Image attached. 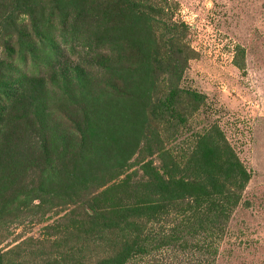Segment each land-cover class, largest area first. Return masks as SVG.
I'll use <instances>...</instances> for the list:
<instances>
[{"label":"rangeland","instance_id":"rangeland-1","mask_svg":"<svg viewBox=\"0 0 264 264\" xmlns=\"http://www.w3.org/2000/svg\"><path fill=\"white\" fill-rule=\"evenodd\" d=\"M45 1L46 10L56 5ZM69 1L51 21L41 20L53 26L48 36L55 44L46 39L39 57L19 65L36 77H15L22 82L10 90V103L0 96L1 264H92L122 250L131 237L89 223L81 204L86 189L76 175L91 176L97 203L110 209L158 198L152 169L165 178L200 173L234 188L229 163L247 179L227 218L202 222L204 202L194 212L188 197L161 218L134 220L151 248L126 264H264V0L169 1L174 18L186 24L180 87L205 95L197 109L181 96L186 120L177 125L150 117L148 94H165L166 81L158 76L152 86L137 68L141 53L133 42L118 51L121 45L88 48L83 36H62L61 27L81 23L67 11ZM96 6L111 21L130 10L104 0ZM7 11L0 7V17ZM17 19L28 21L22 14ZM151 25L163 50L160 23ZM205 134L219 151L216 162L201 167L197 139ZM179 230V239L155 246Z\"/></svg>","mask_w":264,"mask_h":264},{"label":"trees","instance_id":"trees-1","mask_svg":"<svg viewBox=\"0 0 264 264\" xmlns=\"http://www.w3.org/2000/svg\"><path fill=\"white\" fill-rule=\"evenodd\" d=\"M54 1H56V5H52L50 10H46L47 2L45 0H3V4L10 5L8 11L7 4L0 5L7 11L0 17V49L2 51V56H0V96L2 98L5 96L8 103L15 97L10 94V90L14 89L13 86L18 84V81L22 82V80H15V77L19 75L23 78L28 76L27 79L36 77L35 73L28 74V71L19 65H25L29 55L31 58L39 57L42 43L46 39L51 41L48 35L53 26L50 23L43 27L41 20L46 15L44 19L51 21L52 17L56 15L57 7L60 8L61 3L64 2V0ZM100 1L102 0H70L67 11H73L75 19H80L81 23L77 24L78 26L73 25V28L67 31L65 26L61 27L62 36L65 39L66 37L81 39L83 36L87 41L88 48H91L93 43L98 47L107 44L121 45L115 49L118 51L126 45V41L133 42L141 53L137 68L146 71L145 76H149L152 86L158 76L163 75L166 81L165 94L154 97L148 94L150 117L154 120L174 122V125L184 123L186 117L178 108L181 96L185 94L194 104L193 108L197 109L204 103L205 95L180 87V80L188 64V56L180 45V40L185 35L186 24L177 21L173 13L169 11L170 4L174 2L170 3V0H155L154 3H145L143 0H104L108 5L125 4L130 9H128L129 13L125 12V9L121 11L123 19L111 21L110 18L101 15L100 11H96V5ZM87 4L91 8L84 9ZM18 14L27 16L28 21L17 19ZM60 21L62 24H66L65 18H61ZM151 21L160 23V27H157L163 50L159 49L158 44H154ZM145 31L148 33V38H144ZM50 43L55 44L54 41ZM151 44L155 46L151 47ZM1 114L2 109L0 108V126ZM144 114H141L140 121H146ZM197 141L199 151L196 156L201 163L200 166L207 167V164L215 161L219 151L218 146L213 143L214 141L208 134L200 136ZM233 165L235 166V164L229 163L226 174L229 175V179L233 178L234 188L225 187L224 183H219L212 176L208 178L200 176V173L196 179L165 178L152 169L150 176L153 179L152 185L155 187L158 198L123 203L110 209L101 207L97 203L96 193L89 187L91 176L88 174L76 175L75 182L86 189L81 204L89 223L95 227L121 231L125 234V238L131 237L123 243L122 250L118 254L92 264H126L133 258L146 254L151 247H147L142 241L147 240L148 236L142 234L134 220L143 218L153 221L161 218L163 214H169L172 211V206L176 202L184 201L188 197H193L192 202L194 203H191L189 199L187 202L189 208L194 212H198L204 202V209L201 213L204 216L201 218L202 222L213 221L216 223L217 221L218 223L219 219L227 218L229 209L239 203L240 197L236 192L237 189L242 188L247 179L244 170L236 169ZM211 172L215 174V170ZM229 201L231 203H228ZM179 233L180 230L164 236L155 246L160 243L166 245L179 239ZM1 259L0 253V264Z\"/></svg>","mask_w":264,"mask_h":264}]
</instances>
